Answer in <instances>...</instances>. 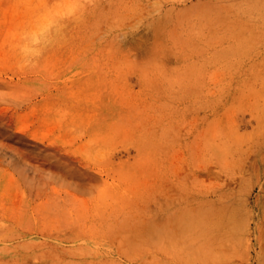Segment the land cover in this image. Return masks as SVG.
<instances>
[{
  "label": "rangeland",
  "instance_id": "374dc122",
  "mask_svg": "<svg viewBox=\"0 0 264 264\" xmlns=\"http://www.w3.org/2000/svg\"><path fill=\"white\" fill-rule=\"evenodd\" d=\"M0 264H264V0H0Z\"/></svg>",
  "mask_w": 264,
  "mask_h": 264
},
{
  "label": "bare ground",
  "instance_id": "6f19581e",
  "mask_svg": "<svg viewBox=\"0 0 264 264\" xmlns=\"http://www.w3.org/2000/svg\"><path fill=\"white\" fill-rule=\"evenodd\" d=\"M79 204V203H78Z\"/></svg>",
  "mask_w": 264,
  "mask_h": 264
}]
</instances>
